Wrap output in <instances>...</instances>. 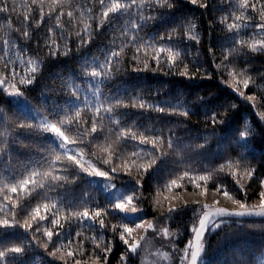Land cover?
Returning a JSON list of instances; mask_svg holds the SVG:
<instances>
[{
  "label": "trees",
  "instance_id": "trees-1",
  "mask_svg": "<svg viewBox=\"0 0 264 264\" xmlns=\"http://www.w3.org/2000/svg\"><path fill=\"white\" fill-rule=\"evenodd\" d=\"M150 2L154 5V0H136L129 15L109 14V22H103L102 11L106 9L98 0H43L44 17L40 23V0L36 4L32 0H8L9 11L0 12V74L12 79L14 69L23 77L32 66L29 61L38 63L34 82L17 84L23 95L51 123H56L57 117L71 120L73 123L68 126L72 130L65 133L68 143L94 168L110 171L115 167L117 173L110 181L126 194L131 195L136 189L138 199H134V203L154 228L139 233L135 224H129L135 230L130 236L125 234L126 238L130 243L139 240L140 248L138 254H129L127 264H179L182 251L178 250H183L193 239L191 229L198 223L194 212L205 204L187 201V197L204 194L234 203L233 199L215 191L219 184L248 208L261 201L259 193L264 190L260 184L264 180V120L260 118V113L264 112V51H252L251 47H259L258 42L264 40V32L253 27L264 22L260 18L264 0L259 3L248 0L247 8L240 7L243 0H199L195 5L190 0H171L172 8L150 7ZM201 3H206L207 7H201ZM254 3L255 11L251 8ZM141 6L143 15H154L156 19L149 23L139 21L137 10ZM69 11L72 17L67 15ZM61 12L64 15H60ZM241 13L252 19L236 21L235 17ZM25 15L34 19L25 22ZM129 21L142 23V31L135 35L146 43L159 41L160 36L174 32L173 51L178 49L182 53L176 58V71L170 70L167 62L157 66L153 48L129 43L131 33L124 32ZM231 23L242 27L230 31L227 25ZM25 30L29 33L27 38L23 35ZM191 36H197L199 42L190 39ZM82 39L86 43H82ZM5 40L10 42L9 46L3 45ZM57 46L59 51L51 55L50 49L55 50ZM113 51L119 53L118 57L112 58V63L102 69L107 78L101 81L85 75V71L101 70L97 64L105 65ZM166 56L167 53L161 54L162 61ZM5 61H8L7 69ZM185 65L187 76L176 74L185 71ZM233 70L238 74L231 75ZM248 77L254 83L250 82L245 89L243 79ZM240 91L245 96L239 95ZM250 95L255 97L253 101L245 98ZM97 98L102 102L97 105L101 107L100 114L92 107L97 104ZM117 98L128 106L115 107L113 118L109 119L103 110L114 106ZM133 98H136V107H132ZM108 101H113V105ZM140 103L146 107L140 108ZM150 105H175L187 110L188 115L171 114V109L161 113L148 107ZM0 110L4 114L0 121V141H4L0 143V205L7 192L13 198L11 203L23 206V210L16 208V221L32 224L28 231L21 227H0V251L7 253L11 247L25 246L23 254H16L14 264H65V261L71 264L66 241L63 250L55 256L49 255L53 244L49 243L47 249L43 247L48 243L47 237L42 235L44 228L59 231V227L46 220L42 222L41 231L36 232V224L31 219V212L37 206L41 209L40 215L48 214L49 220L53 218L50 213L59 208L55 218L63 225V232L71 233L74 238L72 248L83 243V255L78 257L82 264H96V255L101 258L100 264H104L102 249L105 245L112 249L107 254L106 264H122L120 257L126 245L120 239L123 229L119 225L131 220L111 211L112 200L91 183L82 170L85 167L70 162L54 140L3 92H0ZM213 114L222 123L213 124ZM21 116L33 127L19 128L17 120ZM94 119L98 120V131L92 134ZM77 120L81 121L79 125L75 123ZM129 130L137 133L135 141L119 138L121 134L130 135ZM245 130H250L247 138L250 143L247 149H242L237 139ZM82 131L89 134L80 137L78 134ZM139 134L157 140V151L153 153L156 163L151 167L148 165L152 157L146 153L140 154L143 158L131 155L132 151L152 148L151 143H139ZM160 136L163 142L158 139ZM169 137L173 141L172 148L167 145ZM117 149H122L119 158L112 155ZM57 155L59 161H56ZM242 156L250 169H255L251 179L235 164L229 166L230 161ZM33 170L37 175H31ZM53 176L58 178L53 183L63 184V188L49 191L47 187H39V184L48 185ZM200 176L211 178L200 180ZM23 179H30L27 186L32 188L30 194H25ZM172 180H176V185ZM237 181L243 185V190ZM14 186L18 187L17 193L11 192ZM213 205H209V209ZM169 207L177 209L170 216ZM85 210L90 216L100 211L101 217L93 221L71 215ZM11 217V213L5 216L0 212V221L7 218L12 222ZM101 218L103 228L98 223ZM222 220L218 229L208 231L203 238L201 264H256L257 255L264 251V219ZM113 226H117L116 231ZM165 227L172 236L163 235L161 230ZM76 233L81 235L76 236ZM141 236L145 239L140 240ZM93 238L99 241L100 248H96ZM52 239L59 247L63 235L59 238L54 235ZM12 255L7 253V257Z\"/></svg>",
  "mask_w": 264,
  "mask_h": 264
},
{
  "label": "snow or ice",
  "instance_id": "snow-or-ice-1",
  "mask_svg": "<svg viewBox=\"0 0 264 264\" xmlns=\"http://www.w3.org/2000/svg\"><path fill=\"white\" fill-rule=\"evenodd\" d=\"M32 2H33V4H36L37 0H32ZM98 2L101 4L102 8L106 9V10L102 11V17L104 18L103 22H109V14L122 13L125 16H127L130 14L132 9L136 6V0H109V2H106V0H98ZM190 2L195 5V4L199 3V0H190ZM257 3H259V0H257ZM154 5H159L160 7L166 6L168 8L173 7L171 0H154ZM154 5L150 2L149 6L153 7ZM200 6L201 7H207V4L201 3ZM247 6H248V0H243V2L240 4L241 8H247ZM39 7H40V17H41L40 23H42L43 17H44L43 0H40V6ZM256 7H257V5L255 3L251 5V8L253 11L256 10ZM8 11H9L8 0H0V12H8ZM60 15H64V13L61 12ZM67 15L69 17H72L73 13L71 11H69L67 13ZM137 15L139 16V21H142L143 23H149V22L156 19V16H154V15H143V7L142 6L137 10ZM30 18L34 19V17H30L29 15H25L23 17L25 22H27ZM49 18L50 19L52 18L51 13H49ZM260 18H261V21H264V7H262V9L260 11ZM56 19H57V25L59 26V17H57ZM251 19H252L251 17H246L243 13H241V15H238L235 17L236 21H247V20H251ZM192 27H194V25ZM227 27L230 31L234 30V29L239 30L242 27V25L239 23H231V24H228ZM253 27L260 30L261 32H264V22L253 25ZM49 31L51 32V29H49ZM85 31L86 32L88 31L87 25L85 26ZM138 31H142V23L129 21V26L124 29L125 34H128L129 32L131 33L129 43H134V46L136 44H138V45H142L145 47L153 48L155 50V53H156V55L153 57V59L156 61L157 66H159V64L161 62H167L169 64V69L172 71H176V69H175L176 58L180 57L182 55V53L178 49L175 52L173 51V49L175 47V45L172 43L173 40L175 39L174 32L160 36L159 41L153 40L152 42L146 43L145 41L141 40L138 36L135 35V33ZM88 34L90 35V32ZM23 35L25 38H27L29 36L28 31L25 30L23 32ZM189 38L195 39L197 41V43L199 42L197 36H191ZM81 42L86 43V41H84L83 39L81 40ZM161 42H163V43H161ZM236 42L240 43V44L244 43L243 41H240V40H237ZM9 44H10V42L7 40H5L3 42V45L5 47L9 46ZM258 44H259V47L253 45L251 47V50L252 51H264V40L259 41ZM57 51H59L58 46L55 50L50 49V54L55 56ZM139 51H140V47L137 46V52H139ZM162 53H167V56L163 59V61H162V57H161ZM118 55H119L118 52L113 51L111 53V55L109 56V58L106 60L105 65L97 64V68H99L101 70L93 69L90 73L85 71V75L86 76L90 75L92 78H99V79H101V81L103 78H107V73L103 72L102 69L106 65L111 64L112 58L118 57ZM135 58L136 57H133V59H135ZM227 59H228V56L225 55V60H227ZM21 62L23 63V61H21ZM29 63L32 66H31L29 72L25 73V75L23 77H19V74L14 69L12 70V72H11L12 77L14 79L19 77L18 79H16V83L11 85V87L14 89V91H9L7 78H0V92L7 93L9 96H13V97L22 96L23 93L20 91V88L17 86V84L18 85H30V84H32L35 80V73L39 69V64L36 63L35 61H29ZM87 67L88 66L86 64L85 69H87ZM145 67L146 68L148 67L147 62H145ZM5 68L6 69L8 68V61H5ZM176 74L181 75V76H187V65H185V71H177ZM230 74L235 76L238 73H236L235 70H233ZM250 82L254 83V81H251L250 77L243 79V87L245 89H247L249 87ZM238 83H239V81H238ZM234 90H236V89H234ZM96 91L98 92L99 89L96 88ZM239 95L245 96V93L243 91H240ZM76 98H79L78 95L76 96ZM245 98L249 101H253L255 99V97L251 96V95L246 96ZM100 103H102V102L99 100V98H97V104L92 105V107L95 108L97 114L101 113V107L97 106ZM108 103L110 105H113V101H108ZM127 106H128L127 104H125L123 101H120L117 98V100L114 103V106H110V107L104 109L103 111L108 115V118L111 119V118H113L112 114L114 112L115 107H127ZM136 106H137L136 98H133L132 107H136ZM139 107L145 108L146 105L144 103H140ZM148 107H152L161 113H165L166 111L171 109L172 110L171 114L183 115V116L188 115L187 110H180L175 105H166V106L150 105ZM76 116L77 117L80 116L79 111L76 112ZM260 118L262 120H264V112L260 113ZM3 119H4V114H3V111L0 110V121H2ZM71 123H73L71 120H66V119L62 120V119H59L57 117L56 123L49 124L47 121H44L39 127H41L42 130L45 132H51V133L55 134V139L58 141V145H57L58 148L64 149L66 152H75V149L67 148L68 136L65 134L66 132H71L72 129H71V127L68 126ZM75 123L77 125H79L81 123V121L77 120V121H75ZM97 123H98V120L94 119L92 126H91V129H90V133H92V134L97 133V131H98ZM212 123L213 124L222 123V121H218L215 117V114H213ZM57 125H59V127ZM17 126L19 128H25V127L31 128V127H33V125L31 123H27L25 121V118L23 116L18 118ZM61 128H63L64 131H61ZM101 131H102V129H101ZM129 132H130V135L121 134L119 138L123 139V140L131 139V140L135 141L137 139V133L131 132V130H129ZM88 134L89 133L87 131H82L78 135L80 137H83L84 135H88ZM249 134H250V130H245V131H242L239 133L237 143L239 144V146L242 149H247L249 146L250 141L247 139L249 137ZM94 138H96V137H94ZM138 138H139V143L141 145H147V144L151 143L152 148H151V150H149L147 148H141L139 150L132 151L131 155L143 158V157H141L140 154L146 153L149 157H152L150 164L148 165V167H151L152 165H154L156 163V158L153 156V153L157 151V148H156L157 140L156 139L149 140V137L147 135H144V134H139ZM158 139L160 140V142H163L164 138L162 136H160V137H158ZM241 141H244V142L240 143ZM3 142L4 141H0V143H3ZM73 143H75V141H73ZM167 145L169 148L173 147V141H172L171 137L168 138ZM200 147H204V146L200 145ZM121 152H122V149H117V150L113 151L112 155L117 156V158H119V155ZM59 160H60V156L57 155L56 161H59ZM68 160L70 162H74L77 165L79 164V160H76L75 155H69ZM106 163H107V161H106ZM232 164H235L237 168L243 169L245 171L246 175L249 177V179H251L253 177V175L255 173V169H250L249 164L247 163L246 159L243 156L239 160L229 162V166H231ZM141 167H144V165H141ZM82 170L84 172H88L87 168L82 167ZM145 171H147V168H145ZM116 173H117V169L115 167L111 168L110 171H100L96 168H92V171L89 172V175L105 177L106 179L110 180ZM31 175L35 176V175H37V172L35 170H33L31 172ZM187 175L188 174L185 173V176H187ZM210 178H211V176H200L199 177L200 180H207ZM57 179H58L57 177L53 176L48 185L39 184V187L41 189L47 187L49 191H55L58 187L63 188V184L53 183L54 181H57ZM189 182H192V181L190 180ZM32 183L34 184L35 181H32ZM136 183H137V186H139L140 182L137 181ZM171 183L173 185H176L177 182H176V180H172ZM22 184L24 186H26L25 187V194L26 195L30 194L32 191V188L27 187L30 184V179H23ZM237 184L243 190V185H240L239 181H237ZM260 184H261V188L264 189V180H261ZM109 186L113 189L115 188V185H109ZM197 187H199V186L197 185ZM215 191L219 194H222L225 197H229V199H233V202L237 203L241 210L240 211H229L225 208H215L214 210H210L209 205H207V204H204L202 207L197 208L194 212V215L197 218L198 223H195L191 229L192 232L194 233V242L192 240H190L183 250H178V251H182V255L179 256V264H201V259H202L201 254L203 252V236L207 231H210V230L214 231L215 229H218L221 226V224L223 223V220L218 219V218L225 217V216H246V215L247 216L264 217V190L260 191V193H259V196L261 198V204L259 206V210H256L255 206H253L251 209H249L245 203H242L238 200H235L234 197H232L230 195V193L224 188L223 185L218 184L215 188ZM11 192L17 193L18 187H16V186L12 187ZM45 198H47V197H45ZM11 199H13V198H10L8 196V193L5 192L4 197H3L4 203L2 205H0V212H4L5 216H7L8 213H11L12 214V217H11L12 222H10L9 219L5 218L4 220L0 221V227H3V228L21 227V228H24L25 231L31 230L32 229L31 223L25 222L23 224H20L18 221H16V208L20 207L23 210V206L11 203ZM14 199H18V197H14ZM134 199H138V197L136 196V189H133V192L131 195H125L123 193L119 194L118 196L114 197L113 201L111 202L113 205L111 208V211H113L117 214L123 213L125 216L128 215L129 213L134 214V213H137L138 211H141L135 206H132L130 208L128 207V205L133 204ZM194 203L198 204L199 202L196 201ZM44 207H45V209L48 208L47 205H44ZM59 210H60L59 208H56L54 211H52L50 214L53 218L49 220L48 214L40 215L41 209L39 206H37L35 208V210L33 212H31V219L36 224L35 231L40 232L41 227H42V222H44L46 220L48 221L49 224H51L53 226H58L60 229L59 231H56L55 229L49 230L47 227L44 228L42 235L47 237L48 243H45L43 245V247L45 249H47L49 243L53 244V250L49 253V255L55 256L57 252L63 250V248L65 247L64 241H66L67 245L69 247V250L67 251V257L71 258V264H82V261L78 257L83 255V243L81 242V243L77 244L75 249L72 248V245L75 243L74 238L72 237L71 233L65 234L63 232V225L60 223V221L58 219L55 218V216H56L57 212H59ZM176 210L177 209L174 207H169L168 208L169 216L172 212H174ZM105 214H107V213H105ZM71 215H75L78 219L83 218V219L95 221L96 218L101 217V212L95 211L90 216L89 211L85 210L82 214L79 212H76V213H72ZM98 223H99L101 228L104 227V220L102 218L99 219ZM130 223L135 224V229H140V228L144 227V223H136L135 221L122 222L119 225V227H121L123 229V231L120 233V239L126 245L125 252L120 257L122 264H127V261L129 259V254H132V255L138 254V249L140 248V241L139 240H133L130 243L129 239L126 238L125 234H128V236H130L133 233V231L135 230L133 227L129 226ZM146 223L148 224V228H154V225L152 222L146 221ZM116 227L117 226H113V231H116ZM250 227H256V226L250 225ZM161 231L165 237H169V236L173 235L172 233L169 232L167 227L163 228ZM54 235L57 238H59L63 235V240L60 242L59 247H56V242L53 241V239H52ZM80 235H81V233H76V236H80ZM102 238L103 237L101 236L100 239H102ZM33 239H35V237H33ZM143 239H145V237L141 236L140 240H143ZM93 243L96 245V248L101 247L99 241H97L96 238H93ZM102 250L105 253L104 264H106L107 254L110 253L112 249H111L110 245H105ZM24 251H25V246H23V245L11 247V248L7 249V253L13 254L10 257H7V253L5 251H0V264H14V262L16 260V254H23ZM93 251L95 253V249ZM174 251H177V250H174ZM165 255H167V254H165ZM61 258H63V257H61ZM95 259H96V264H100V260H101L100 256L96 255ZM65 264H68V261H65Z\"/></svg>",
  "mask_w": 264,
  "mask_h": 264
},
{
  "label": "rangeland",
  "instance_id": "rangeland-1",
  "mask_svg": "<svg viewBox=\"0 0 264 264\" xmlns=\"http://www.w3.org/2000/svg\"><path fill=\"white\" fill-rule=\"evenodd\" d=\"M0 78H5L0 74ZM8 86H9V91H14V89L11 87L12 84L16 83V80L14 78L12 79H8ZM5 95L13 102V104L16 105V107H18V109H20L25 115H27L28 117H30L32 120L35 121V123L40 126L44 121H47L49 124H51V122L48 120V118L43 115L37 108H35L33 106V104L24 96H19V97H13V96H9L7 93H5ZM40 129H42L41 127H39ZM45 132V131H44ZM48 136H50L54 142L58 145V141L55 139V134L51 133V132H45ZM67 148L69 149H75V152H66L64 149H61L66 155H75L76 160H79V165L80 166H84L85 168L88 169V172H85L87 174V176L89 177L91 183H93L94 185H96L97 187H99V189L105 193V195L113 201L114 197L118 196L119 194L123 193L125 195H128L124 192L123 189L118 188L115 186V188H111L109 185H114L109 179H106L105 177H99V176H95V175H89V172L92 171L93 165L91 164V162L84 158L82 156V154L73 146H71L68 142H67ZM187 201H198V202H204L205 204L208 205H213V208H225L227 210H240L239 206L237 204L234 203H225L224 200L220 199V198H215L214 196H204V194H198L195 195V197H187L186 198ZM210 203V204H209ZM261 204V201L257 202L254 206L256 209H259V206ZM135 206V203L133 201L132 205H128V207H132ZM139 210H141L139 207H137ZM125 218H127L128 220L131 221H135L136 223H144V227L137 229L139 233H143L145 232L148 228V224L147 222H151L150 219L146 218L144 216V214L141 211H138L137 213H129L128 215H124L123 213H121ZM142 218V219H141ZM256 264H263L264 263V251H262L261 253H259L256 257Z\"/></svg>",
  "mask_w": 264,
  "mask_h": 264
},
{
  "label": "water",
  "instance_id": "water-1",
  "mask_svg": "<svg viewBox=\"0 0 264 264\" xmlns=\"http://www.w3.org/2000/svg\"><path fill=\"white\" fill-rule=\"evenodd\" d=\"M215 208H210V210H214ZM251 209V208H249ZM241 210V209H240ZM240 210H229V211H240ZM259 210V209H256ZM218 219H232V220H261L264 219V217H260V216H225V217H221ZM208 232V231H207ZM206 232V233H207ZM206 233L204 234V236L206 235ZM203 236V238H204ZM192 241L194 242V235H193V239Z\"/></svg>",
  "mask_w": 264,
  "mask_h": 264
}]
</instances>
